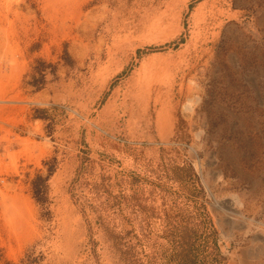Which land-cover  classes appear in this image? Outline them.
<instances>
[{
  "label": "rangeland",
  "instance_id": "1",
  "mask_svg": "<svg viewBox=\"0 0 264 264\" xmlns=\"http://www.w3.org/2000/svg\"><path fill=\"white\" fill-rule=\"evenodd\" d=\"M0 99V264H264V0H0Z\"/></svg>",
  "mask_w": 264,
  "mask_h": 264
},
{
  "label": "trees",
  "instance_id": "2",
  "mask_svg": "<svg viewBox=\"0 0 264 264\" xmlns=\"http://www.w3.org/2000/svg\"><path fill=\"white\" fill-rule=\"evenodd\" d=\"M47 178H43L42 176H38L34 182H33V190L35 197L39 201H43V195L45 193L46 185L45 182L47 181ZM44 183V184H43ZM180 238L182 239V242L172 249V263L171 264H197V261H195L193 255L191 254V251L186 249L188 242H187V234L186 231H184ZM186 234V236H185Z\"/></svg>",
  "mask_w": 264,
  "mask_h": 264
},
{
  "label": "bare ground",
  "instance_id": "3",
  "mask_svg": "<svg viewBox=\"0 0 264 264\" xmlns=\"http://www.w3.org/2000/svg\"><path fill=\"white\" fill-rule=\"evenodd\" d=\"M4 100L0 99V102H3Z\"/></svg>",
  "mask_w": 264,
  "mask_h": 264
}]
</instances>
